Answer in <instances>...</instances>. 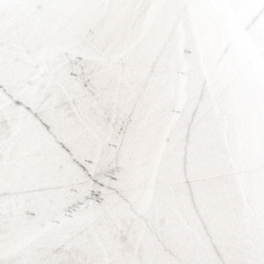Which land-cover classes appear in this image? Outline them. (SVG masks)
Here are the masks:
<instances>
[{
  "label": "snow or ice",
  "instance_id": "1",
  "mask_svg": "<svg viewBox=\"0 0 264 264\" xmlns=\"http://www.w3.org/2000/svg\"><path fill=\"white\" fill-rule=\"evenodd\" d=\"M0 264H264V0H0Z\"/></svg>",
  "mask_w": 264,
  "mask_h": 264
}]
</instances>
